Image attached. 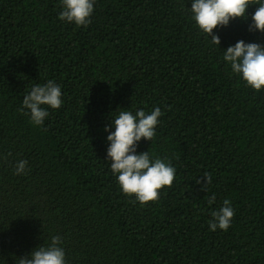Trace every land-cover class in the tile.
<instances>
[{
    "label": "trees",
    "instance_id": "16d2710c",
    "mask_svg": "<svg viewBox=\"0 0 264 264\" xmlns=\"http://www.w3.org/2000/svg\"><path fill=\"white\" fill-rule=\"evenodd\" d=\"M190 7L96 0L77 27L58 19L59 0H0V264L51 235L62 237L67 264H264V90L222 61L237 40L264 43L248 31L257 6L213 30L222 49ZM47 80L63 105L36 127L22 100ZM120 107L162 112L137 151L167 157L176 173L148 204L119 190L106 160L103 129ZM19 159L26 175L14 174ZM224 199L231 226L210 231Z\"/></svg>",
    "mask_w": 264,
    "mask_h": 264
},
{
    "label": "clouds",
    "instance_id": "9594fccd",
    "mask_svg": "<svg viewBox=\"0 0 264 264\" xmlns=\"http://www.w3.org/2000/svg\"><path fill=\"white\" fill-rule=\"evenodd\" d=\"M95 3L96 0H59L61 11L58 19L74 23L77 27H87ZM252 5L257 7L251 13L248 31L264 33V0H191L188 11L206 39L221 48L220 37L213 30L228 27L236 19L247 21ZM222 50V61L232 74L242 80L246 87L256 92L264 90V43L240 39ZM62 105V89L54 80L32 85L22 100V110H27L25 115L36 127L44 124L49 116V108L59 109ZM161 116L159 107L147 112L144 109L131 111L120 107L110 113L109 123L103 129L107 141L106 160L110 162L119 190L141 204L158 200L160 190L171 187L175 178L176 169L170 159L155 156L149 150L137 151L142 139L153 141ZM27 171V160L15 162V175H26ZM215 199V195H212L209 203ZM233 217L232 203L224 199L221 206L211 212L209 230L227 231ZM15 264H67L62 237L51 235L47 242L24 256L16 257Z\"/></svg>",
    "mask_w": 264,
    "mask_h": 264
}]
</instances>
